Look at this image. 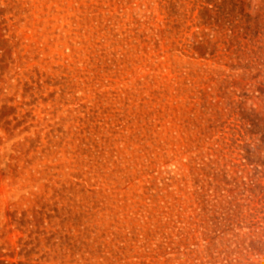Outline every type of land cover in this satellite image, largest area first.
<instances>
[{"label": "rangeland", "instance_id": "rangeland-1", "mask_svg": "<svg viewBox=\"0 0 264 264\" xmlns=\"http://www.w3.org/2000/svg\"><path fill=\"white\" fill-rule=\"evenodd\" d=\"M0 264H264V0H0Z\"/></svg>", "mask_w": 264, "mask_h": 264}]
</instances>
